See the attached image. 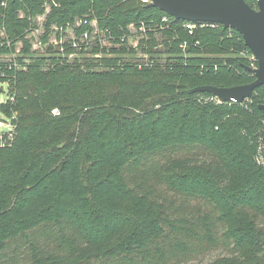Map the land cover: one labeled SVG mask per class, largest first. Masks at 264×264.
<instances>
[{"label": "trees", "instance_id": "trees-1", "mask_svg": "<svg viewBox=\"0 0 264 264\" xmlns=\"http://www.w3.org/2000/svg\"><path fill=\"white\" fill-rule=\"evenodd\" d=\"M85 17L97 21L90 50L57 57L50 28L81 37ZM183 24L132 0L0 6V56L16 58L0 60L13 98L0 112L16 127L0 147V264H172L221 237L233 254L209 264H264V86L241 104L189 93L250 84L256 62L235 30ZM165 153L161 184L202 209L181 214L152 186L130 185Z\"/></svg>", "mask_w": 264, "mask_h": 264}, {"label": "water", "instance_id": "water-1", "mask_svg": "<svg viewBox=\"0 0 264 264\" xmlns=\"http://www.w3.org/2000/svg\"><path fill=\"white\" fill-rule=\"evenodd\" d=\"M149 8L158 9L184 22L222 25L238 32L253 54L257 68L248 71L255 77L250 84L232 88L202 86L189 91L207 92L220 103H243L251 99L257 88L264 86V0H256L252 8L246 0H150ZM2 0H0V3ZM264 114V105L260 106Z\"/></svg>", "mask_w": 264, "mask_h": 264}, {"label": "rangeland", "instance_id": "rangeland-1", "mask_svg": "<svg viewBox=\"0 0 264 264\" xmlns=\"http://www.w3.org/2000/svg\"><path fill=\"white\" fill-rule=\"evenodd\" d=\"M92 22H95V19H91ZM42 24V23H40ZM54 26V25H53ZM50 28V32H52L49 36V43L55 47L54 49L57 50L59 52V55H56L57 57L62 56L63 58L67 57V60L73 61V60H80L81 57L83 56V54L80 53V48L81 46H83L82 44L79 45L77 42H74V38H77V40L80 42V37H77L74 35V30L72 28H70V26H66V34L72 35L73 39L69 42H67L66 48L67 52L64 50V47H61L59 41H56L54 39H51L54 36V27ZM39 32L35 33V34H31V37H33V42H38V46H35L34 49H38L40 48V46H43L40 38L43 35L44 31V27L41 25L39 28ZM133 32H135L133 30ZM63 33V31H62ZM60 35V32L57 33V36ZM68 39H71V36L67 37ZM138 38L136 37V34H134L133 36H131L128 39V45H132V46H136L138 44ZM104 44H110L107 39L103 40ZM79 45V46H78ZM85 51H89L90 47L88 46V44L85 45ZM21 47H19L18 49V53L19 56L22 58L23 62L27 64V66L30 64V58H27L25 56H22L21 54ZM161 48V47H160ZM62 54V55H60ZM159 53V58H161L162 60L164 59V61L167 59V55L165 54H161ZM155 55H157V53H155ZM154 55V56H155ZM47 57V56H46ZM138 58V56H137ZM16 59L14 57H12L11 55H3L0 56V60L3 64H11V62ZM138 60L144 61V60H148V56L147 55H141L139 57ZM173 60V59H171ZM23 70H26V68L24 67ZM10 80L9 75L6 73V71L4 70L3 67L0 66V103L4 100L10 99L12 96L10 95V86L8 85V81ZM0 135L2 134V132H6L8 130V126H10V124L12 123L11 119H6L5 115L0 113ZM170 153H165L163 156H159L157 158H155V160L157 161L156 163L153 164H147L145 166V168H141L138 172H135V176L134 178H129V183L130 185H133L134 182L132 181V179H134V181L136 182V184H139L140 186H142L143 189H145L144 191H148L146 189H149V186H152L153 189L155 191H157L160 195L163 194V196L167 197V199L169 200V202L173 203V205L175 207H179L180 205H182V213L181 214H187L188 211H195L198 209H202V204L199 201H185L183 197H176L175 194L172 191H168L166 189V186L162 185L160 180H159V176L161 174L160 172V166H162L163 162L166 161V158L170 157ZM133 176V175H132ZM193 243V242H191ZM194 247L192 250L190 251V253L188 255L185 256V258H182L181 260L174 262L172 264H209L213 261H215L216 259L220 258V257H225V256H231L232 253V248H230L229 246L226 245V241L225 239H223L222 237L220 238V241L218 244L213 245V246H209L206 247L205 244H201V243H193ZM24 253H21L19 257H21V255H23ZM171 264V263H170Z\"/></svg>", "mask_w": 264, "mask_h": 264}, {"label": "built area", "instance_id": "built-area-1", "mask_svg": "<svg viewBox=\"0 0 264 264\" xmlns=\"http://www.w3.org/2000/svg\"><path fill=\"white\" fill-rule=\"evenodd\" d=\"M10 0H2V2L0 3V6H6L8 4ZM132 1H137V2H141L142 4H150L151 1L150 0H132ZM96 22H92L88 17H85L83 19H81L80 21H78V25L82 28V27H86V30L83 32V34L81 35L80 37V42L77 40V38H74V42H77L78 44L80 43L81 44H88L89 40H96V34L98 32L97 28H96ZM163 23H169V18L168 17H164L163 18ZM132 29L133 27L135 28V25H131ZM204 26H210V27H215L216 24H204V23H192V22H184L183 24V27L189 31L190 34L193 33V31L197 28H202ZM54 28V36L51 38V39H54L56 41H58V37H57V33L60 32V35L58 36H62L60 37L61 39V43L65 42L66 40H72L73 39V36L72 35H69V34H66V30H64V28H58L57 26H53ZM71 28V27H70ZM73 29V28H72ZM4 30V29H3ZM40 29H36L34 30L31 34H35V33H38ZM140 30H142V28H140ZM65 33L63 34L62 33ZM4 36V31L1 30V32ZM74 35H75V32H74ZM31 35L28 36V39L30 38ZM71 36V39H68L67 37ZM76 36V35H75ZM99 38V36H98ZM101 41V38L99 39V42ZM20 46V45H19ZM79 46V45H78ZM138 44L134 47H137ZM181 48L184 50L186 48V44H183L181 45ZM253 56V54H252ZM149 60V59H148ZM147 60V61H148ZM253 60L256 62L254 56H253ZM70 61V60H68ZM7 68V67H6ZM252 68H257V63L255 66H253ZM8 85H9V82H8ZM10 86V85H9ZM216 98V97H214ZM218 100V98H216ZM13 98L11 97L10 99H7V100H4L0 103L1 104H7L8 101H12ZM218 102L220 103V101L218 100ZM233 102V101H232ZM237 103V102H236ZM1 113V112H0ZM3 114V113H2ZM53 114H56V110L53 111ZM5 115V114H4ZM5 118L6 119H11L12 120V123L10 124V126H8V130L6 132H2V134L0 135V147H6L9 145V143H12L13 140H14V137H15V125L13 124V120L15 118L12 117V118H9L8 116L5 115ZM1 125V123H0Z\"/></svg>", "mask_w": 264, "mask_h": 264}]
</instances>
